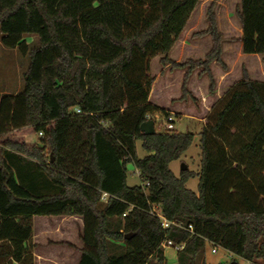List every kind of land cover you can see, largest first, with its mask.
<instances>
[{
	"label": "trees",
	"instance_id": "16d2710c",
	"mask_svg": "<svg viewBox=\"0 0 264 264\" xmlns=\"http://www.w3.org/2000/svg\"><path fill=\"white\" fill-rule=\"evenodd\" d=\"M201 1L0 0L2 44L29 57L23 90L0 99V264H36L35 216L83 220L78 264H168L166 241L183 245L178 264H200L206 242L264 264V82L244 70L212 105L198 174L170 168L195 133L141 131L154 113L170 114L150 99L155 59L160 73L184 71L180 101L195 99L196 68L211 93L210 65L227 69L219 0L193 33L211 38L205 58L170 57ZM237 17L243 53L264 62V0H241ZM28 34L39 37L34 49ZM131 163L140 185L128 184ZM196 175L198 192L187 187ZM154 209L181 225L164 228Z\"/></svg>",
	"mask_w": 264,
	"mask_h": 264
},
{
	"label": "rangeland",
	"instance_id": "374dc122",
	"mask_svg": "<svg viewBox=\"0 0 264 264\" xmlns=\"http://www.w3.org/2000/svg\"><path fill=\"white\" fill-rule=\"evenodd\" d=\"M212 0H202L186 29L182 33L179 41L170 53V57L179 62L187 59H204L205 54L212 45L210 36L194 38L193 33L207 28L208 22L206 11ZM241 7V0H219L215 7V13L218 21L219 29L223 35V60L227 65L224 69L221 64L213 62L210 67L213 77L216 81V93L211 94L209 90L210 80L207 74L199 75L202 67L196 68L190 76L188 86L195 85V92H192L194 100L189 97L185 101H180L181 83L183 70L170 71L169 67L160 73L162 66L159 58L152 62V75L155 81L151 91V102L164 107L169 113H174L176 118L175 127L179 132L195 133L194 142L191 147L181 156L180 159L173 162L170 168L178 174L183 163L188 165L189 170H201V147L200 135L205 121L207 120L209 108L236 84L247 70L249 76L253 80L264 82V62L263 56L259 54H244L242 51L241 35L242 29L240 21L237 17V10ZM2 33L0 32V41ZM25 40L29 44L30 49H34L39 45V37L37 34L25 35ZM2 43V42H1ZM0 43V96L5 94H17L24 88V74L27 71L29 57L23 56L18 49H5ZM4 46V47H3ZM198 89V90H197ZM211 109V108H210ZM204 110V111H203ZM209 110V111H208ZM167 115L163 112L153 114L155 128L157 132H164L166 127ZM30 137L39 138L42 135L29 133ZM13 137V136H12ZM137 151L139 157L147 155L142 147V142H137ZM199 178H191L188 181V188L195 189ZM128 184L130 186L142 184L136 166L131 163L128 165ZM49 219H58L57 217L37 216L34 220V232L37 233L42 228V222ZM80 229L76 224H70L69 229H62L59 234H50L51 239L45 240V237L35 238V242L40 245L38 252L49 251V259L54 260L57 264H75V257L79 256L82 247V241L79 234ZM67 235V236H66ZM67 240V241H66ZM46 245L44 246V242ZM72 241L76 247L69 244H63ZM217 252L212 251L213 248ZM225 264L232 260H237L239 264H248V262L240 256L232 255L229 251L221 246H215L207 243L204 252L200 258V264ZM263 263V262H262ZM56 264V263H55Z\"/></svg>",
	"mask_w": 264,
	"mask_h": 264
},
{
	"label": "crops",
	"instance_id": "0c3cea01",
	"mask_svg": "<svg viewBox=\"0 0 264 264\" xmlns=\"http://www.w3.org/2000/svg\"><path fill=\"white\" fill-rule=\"evenodd\" d=\"M1 43V41H0ZM2 44V43H1ZM4 47V46H3ZM5 49H7L6 47H4ZM10 50H15V49H12L10 48ZM188 89L192 92H195L194 90L196 89L195 88V85H191L188 86ZM198 90V89H197ZM216 93V85H215V90H214V93H211L212 95H214ZM219 97H221V95H218ZM2 96H0V99H1ZM211 108V107H210ZM209 108V110H210ZM208 110V111H209ZM204 111V110H203ZM200 133V132H199ZM176 160L172 161L170 163V166L173 162H175ZM173 171V170H172ZM194 171L196 174L199 173V171H196V170H192ZM174 172V171H173ZM175 173V172H174ZM181 173V170H179L177 176H179ZM138 174H139V170H138ZM176 174V173H175ZM199 176L196 175L195 177L193 178H196ZM198 184H199V181H198ZM198 184L196 186L195 189H191L193 190L194 192H198ZM187 186H188V182H187ZM106 198V196L104 197ZM37 216L34 217V220ZM58 219H49L48 221H43L42 222V228L39 232L35 233L34 232V240L35 238H39V237H42L44 236L45 237V240L48 241V238L51 239V237L49 236L50 234H59L58 230L60 231L61 228L64 229H69V225L70 224H76V226H78V228L80 229L79 231L81 232L82 231V228H83V220L80 218V217H77V216H72V217H57ZM34 222V221H33ZM67 236V235H66ZM46 241L44 242V246L46 245ZM67 241V240H66ZM69 243H72V245L74 247H76V244L73 243L72 241H68ZM37 243V247L35 249V256H36V264H57V262H55L54 260H51L49 259V255H45V254H49L48 252L49 251H43V252H38V247H39V243ZM207 243H210V242H206ZM83 245V244H82ZM79 250L81 249V247H78ZM164 250H165V256H166V259H167V263L168 264H178V251L173 247V246H168V247H164ZM230 254L234 255L233 253L230 252ZM80 257H81V251H80V254L79 256L75 257V264H78L79 260H80ZM248 262V261H247ZM248 264H250L248 262Z\"/></svg>",
	"mask_w": 264,
	"mask_h": 264
},
{
	"label": "built area",
	"instance_id": "2783aa9c",
	"mask_svg": "<svg viewBox=\"0 0 264 264\" xmlns=\"http://www.w3.org/2000/svg\"><path fill=\"white\" fill-rule=\"evenodd\" d=\"M166 127H165V130H175L176 127H175V121H176V118L174 116V113H170L169 116L166 117ZM155 213L157 214V216L162 220V226L164 228H167L169 227L170 225H177V226H180L181 224L178 223V222H175V221H169L160 211L154 209ZM189 229L192 230V225L189 226ZM168 246H173L177 251L182 249L183 248V245H173L171 241H166L163 243V247H168ZM216 246V245H215ZM212 251L214 253L217 252V249L214 247L212 249Z\"/></svg>",
	"mask_w": 264,
	"mask_h": 264
},
{
	"label": "water",
	"instance_id": "95a60500",
	"mask_svg": "<svg viewBox=\"0 0 264 264\" xmlns=\"http://www.w3.org/2000/svg\"><path fill=\"white\" fill-rule=\"evenodd\" d=\"M141 131L142 133L146 134V135H154L157 131L155 128V121L154 119H148L145 122L142 123L141 125ZM188 169V165L186 163H183L181 166V171L182 170H187ZM133 235V233H128L125 235V238H129Z\"/></svg>",
	"mask_w": 264,
	"mask_h": 264
}]
</instances>
